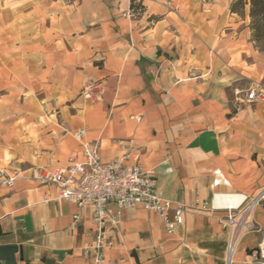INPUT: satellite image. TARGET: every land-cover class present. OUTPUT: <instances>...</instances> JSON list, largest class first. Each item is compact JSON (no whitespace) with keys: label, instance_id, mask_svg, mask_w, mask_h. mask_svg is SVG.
<instances>
[{"label":"crops","instance_id":"0c3cea01","mask_svg":"<svg viewBox=\"0 0 264 264\" xmlns=\"http://www.w3.org/2000/svg\"><path fill=\"white\" fill-rule=\"evenodd\" d=\"M231 3L143 0L127 18L130 0L0 1V247L20 249L15 264H226L219 194H261L251 218L264 230V101L246 97L264 88V51L249 6L240 17ZM84 146L152 172L182 224L169 234L154 212L110 204L114 245L96 263L90 208L30 179L83 160ZM263 239L241 236L230 264H263Z\"/></svg>","mask_w":264,"mask_h":264},{"label":"built area","instance_id":"2783aa9c","mask_svg":"<svg viewBox=\"0 0 264 264\" xmlns=\"http://www.w3.org/2000/svg\"><path fill=\"white\" fill-rule=\"evenodd\" d=\"M133 4L134 7L123 14L124 17L134 18L143 13V0H133ZM99 90V84L91 83L84 89L85 97L91 98L95 91L99 92ZM246 97L249 101L263 102L264 88L251 89ZM84 133V130H79L76 137L81 138ZM83 157V160L72 157L67 160L64 167L53 170L33 167L30 170V179L41 186L55 188L57 193L54 200L56 201L71 202L80 209L90 208L97 232L93 245L87 248V251L93 252L96 263L103 260V251L114 245L111 234L118 222V216L110 212L108 209L110 204L115 205L118 210L141 206L145 210L154 212L159 216L169 234L173 233L175 227L182 224L183 206L173 207L160 197L155 188L152 172L144 170L138 164L125 166L124 158L109 163L102 162L95 147L84 146ZM14 180V177L7 175L3 184L10 187ZM232 197H239L241 200L234 205L231 202ZM43 200L49 201L45 196ZM217 200H222L227 205L218 207L215 205ZM261 200V194L252 199L235 194H219L212 197L210 207L213 210L225 211V216L220 218L219 222L229 232L226 264L231 263L234 248L241 236L249 232L264 234V230L251 218L253 208ZM73 219L76 222L78 216H74ZM252 254L255 259L264 264V239Z\"/></svg>","mask_w":264,"mask_h":264},{"label":"trees","instance_id":"16d2710c","mask_svg":"<svg viewBox=\"0 0 264 264\" xmlns=\"http://www.w3.org/2000/svg\"><path fill=\"white\" fill-rule=\"evenodd\" d=\"M245 5L249 6V28L252 33V39L257 44L264 40V0H232L230 11L242 17ZM133 7V0H130V9Z\"/></svg>","mask_w":264,"mask_h":264},{"label":"water","instance_id":"95a60500","mask_svg":"<svg viewBox=\"0 0 264 264\" xmlns=\"http://www.w3.org/2000/svg\"><path fill=\"white\" fill-rule=\"evenodd\" d=\"M20 254V259H22L20 249L17 246H5L0 247V264H15V254Z\"/></svg>","mask_w":264,"mask_h":264},{"label":"bare ground","instance_id":"6f19581e","mask_svg":"<svg viewBox=\"0 0 264 264\" xmlns=\"http://www.w3.org/2000/svg\"><path fill=\"white\" fill-rule=\"evenodd\" d=\"M240 200H241V198H239V197H232V201L231 202L234 203V205H236V204H238L240 202ZM215 205L218 206V207H223V206H225L227 204L224 201H222V200H217L215 202Z\"/></svg>","mask_w":264,"mask_h":264},{"label":"rangeland","instance_id":"374dc122","mask_svg":"<svg viewBox=\"0 0 264 264\" xmlns=\"http://www.w3.org/2000/svg\"><path fill=\"white\" fill-rule=\"evenodd\" d=\"M256 46L258 47L259 50L264 51V40H261L260 42H258Z\"/></svg>","mask_w":264,"mask_h":264}]
</instances>
